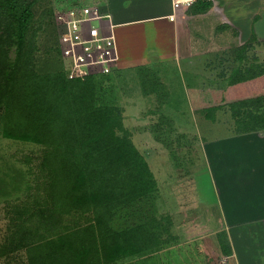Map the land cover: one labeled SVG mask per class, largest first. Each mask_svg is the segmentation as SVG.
<instances>
[{"label": "trees", "instance_id": "1", "mask_svg": "<svg viewBox=\"0 0 264 264\" xmlns=\"http://www.w3.org/2000/svg\"><path fill=\"white\" fill-rule=\"evenodd\" d=\"M40 1L0 0V139L39 148L21 164L0 152L7 217L0 259L22 253L25 264H134L176 242L173 221L156 212L157 180L124 125L115 79L109 72L69 78L56 29L49 42L34 38ZM250 41L254 33L226 92L216 94L221 102L201 112L215 119L226 107L237 128L264 130V63L249 57ZM144 81L153 91L156 81Z\"/></svg>", "mask_w": 264, "mask_h": 264}, {"label": "crops", "instance_id": "2", "mask_svg": "<svg viewBox=\"0 0 264 264\" xmlns=\"http://www.w3.org/2000/svg\"><path fill=\"white\" fill-rule=\"evenodd\" d=\"M88 1L111 16L118 52L116 65L109 71L111 76L128 78V73L132 72L129 69L156 61L179 63L185 68L181 71L188 79H193L188 87L191 89L189 101L191 109L197 111L212 105L211 100L206 102L201 95V79L207 76L203 63L215 61L222 51H230L234 55H226L227 58L238 61L245 47V29L248 38L254 33L260 44L264 39V0H202L210 4L206 9H201L203 5L198 0L178 9L172 8V0ZM73 2L79 3L78 0ZM235 35L241 39L237 44L233 40ZM233 45L237 47L232 48ZM244 55L241 60L245 61ZM229 74L220 71L215 77L227 79ZM226 90L224 84L213 85L207 93L212 94L215 101L216 94ZM219 122L227 133L212 136L205 142L204 152L221 224L214 226L206 209L207 217H203L197 203L181 197L184 202L179 212H183L184 217H179L176 241L180 238L184 242L195 240L200 249L208 244L209 255L218 257L220 254L224 257L223 264H264V130L237 128L234 121H212ZM178 189L186 190L182 186ZM195 207L198 209H193ZM180 244L181 241L177 248L183 246V254L179 249V256L186 258L191 244ZM171 245L163 248V252L170 251ZM167 259L166 264H175L174 260ZM203 260L202 264H206L207 259L203 257Z\"/></svg>", "mask_w": 264, "mask_h": 264}, {"label": "rangeland", "instance_id": "3", "mask_svg": "<svg viewBox=\"0 0 264 264\" xmlns=\"http://www.w3.org/2000/svg\"><path fill=\"white\" fill-rule=\"evenodd\" d=\"M78 1L79 3H74L73 0H41L35 5L33 26L36 34L34 38L39 44L54 39L53 30L55 28L57 32L59 28L58 15L68 9L78 8L84 4L94 5V3H89L88 0ZM259 10L257 9V11ZM262 21L257 26L258 30L261 28ZM91 23L97 25L96 20L91 21ZM247 31L245 29V42L248 39ZM233 40L237 44L241 39L240 36L235 35ZM235 47L237 46L233 45L232 48ZM40 52H42V48H40ZM218 54L220 56L216 60L214 59L215 61L203 63L204 71L207 73L205 75L207 76L201 79L202 99H206V102L211 100L212 105H217L221 101H214V96L207 93L209 87L227 84L226 79L216 78V73L218 72V76L220 71L230 73L232 66L237 61L231 60V57L227 58L226 55L232 54L230 51L228 53L222 51ZM248 55L249 57L254 56L259 62L264 63V45L258 41H250ZM237 59L239 60V56ZM61 60L63 64V59L61 58ZM241 63L244 65L245 61L242 60ZM64 68L66 69L65 66ZM181 68H184V66H179V63L177 64L174 61H156L148 66L142 65L129 69L132 70L128 73L130 77L115 79L113 84L118 89L116 101L123 108L124 125L130 129L133 142L146 156L157 180L156 212H159L158 216L170 214L173 221L170 229L176 237L179 233V217H184L183 212H179L182 208L180 204L184 202L182 198L197 203L200 215L203 217H207L204 212L206 209L214 226L219 227L221 224L219 223V207L215 200L213 187H211V184H213L212 177L206 162L204 148L206 146L205 142L210 141L212 136L227 133L220 122L216 124L212 121H233L226 107L216 110L215 119L212 117L205 118L201 110L191 109V102L189 101L191 89H188V87L193 79H188ZM111 74L109 73V76ZM210 75L213 77H209ZM149 77L156 81V86L154 85V88H152L153 91L149 90L152 85L144 81ZM156 135H160L165 142L157 139ZM0 140L2 141V139ZM165 145H169L176 150L174 157L170 155V151ZM181 147L183 148L180 150ZM0 152L5 153L6 157L14 160L15 164H21V159L25 154L36 155L39 148L34 144L3 140L0 145ZM177 185H179V188L180 186L184 187L185 192L184 189H178ZM176 192H180V194H176ZM3 205L4 202L0 201V239L3 236L7 221ZM201 206L205 208L202 209ZM193 209H198V207ZM191 211L193 210L191 209ZM187 224L189 225V223ZM219 235H223V232H219ZM179 241L184 245L191 244L189 255L186 258L183 255L179 256V249L183 254V246L177 248ZM208 247L209 245L206 244L203 246L204 249H200L195 240L184 242L180 238L171 245L170 251L163 252L162 249L151 255L136 259L133 263L166 264L169 262H167V258H169V260H174L175 264H202L204 260H201L204 257L207 259L206 264H223L225 262L224 257H221L220 254L218 257L210 256L206 250ZM0 264H25V261L22 253H19L12 257L1 258Z\"/></svg>", "mask_w": 264, "mask_h": 264}, {"label": "built area", "instance_id": "4", "mask_svg": "<svg viewBox=\"0 0 264 264\" xmlns=\"http://www.w3.org/2000/svg\"><path fill=\"white\" fill-rule=\"evenodd\" d=\"M196 0H172V8L191 5ZM110 14L97 6L71 8L57 16L60 55L69 78L108 73L118 52ZM96 20L97 25L91 21Z\"/></svg>", "mask_w": 264, "mask_h": 264}]
</instances>
